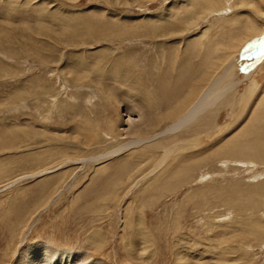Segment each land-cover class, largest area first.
<instances>
[{"label":"rangeland","instance_id":"obj_1","mask_svg":"<svg viewBox=\"0 0 264 264\" xmlns=\"http://www.w3.org/2000/svg\"><path fill=\"white\" fill-rule=\"evenodd\" d=\"M263 34L264 0H0V264H264Z\"/></svg>","mask_w":264,"mask_h":264},{"label":"bare ground","instance_id":"obj_2","mask_svg":"<svg viewBox=\"0 0 264 264\" xmlns=\"http://www.w3.org/2000/svg\"><path fill=\"white\" fill-rule=\"evenodd\" d=\"M253 69L254 68H252L251 70H253ZM221 79L223 80L222 77H221ZM230 87H231V85L230 86L225 85V87H223V84L220 85V79L212 82L202 92V94L198 97V99L192 104V106L188 109L187 113L184 116H182L179 120L173 122L172 125L169 126L164 132L171 133L172 131H178L182 125H184L185 123L187 124L189 121H192L196 117V115L199 114L202 110H204L205 108H207L208 106H210L212 104L217 103L219 98ZM262 117L264 119V112L262 113ZM129 124H130L129 126L131 129H133L136 125V123L133 119H129ZM254 124L256 125V124H258V122L255 121ZM252 127H253V125H252ZM257 127H260V126L257 125ZM263 127H264V125H263ZM132 133H136L134 131V129H133ZM10 139H11V133H8L7 136L0 138V141L4 142L3 143L4 146H7L9 144L8 142ZM121 149H122V146L120 148L114 150L113 152L111 151V153L114 154L117 151H120ZM51 250H52L51 246L32 245L29 248L23 250L22 254H20V257L18 256L19 257L18 258L19 264H71L70 258H68L67 255H65L64 253L57 254L58 252H51ZM85 261H86L85 256L84 257L79 256L77 258L76 264H83V262H85ZM73 264H75V262ZM84 264H86V263H84Z\"/></svg>","mask_w":264,"mask_h":264},{"label":"water","instance_id":"obj_3","mask_svg":"<svg viewBox=\"0 0 264 264\" xmlns=\"http://www.w3.org/2000/svg\"><path fill=\"white\" fill-rule=\"evenodd\" d=\"M262 37H263V40H264V34H263ZM263 40H262V41H263ZM262 43H264V42H262ZM261 56H262V52H261V50H260V51L258 52L256 58H254L253 60H250V61H248V62H244L243 65L247 66L246 68H248L249 66L251 67L252 64H253L256 60H258Z\"/></svg>","mask_w":264,"mask_h":264}]
</instances>
